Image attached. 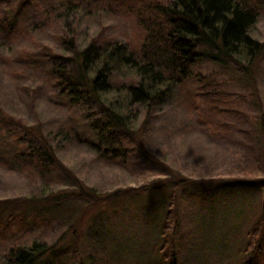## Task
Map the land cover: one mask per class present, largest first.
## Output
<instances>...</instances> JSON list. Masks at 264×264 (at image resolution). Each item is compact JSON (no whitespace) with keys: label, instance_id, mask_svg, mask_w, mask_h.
Wrapping results in <instances>:
<instances>
[{"label":"trees","instance_id":"1","mask_svg":"<svg viewBox=\"0 0 264 264\" xmlns=\"http://www.w3.org/2000/svg\"><path fill=\"white\" fill-rule=\"evenodd\" d=\"M4 1L0 0V5ZM22 1L8 0L0 13V60L15 46L13 59L21 67L15 72L17 101L9 102L8 93L0 92V129L12 143V149L0 158L6 171L29 173L33 180L38 175L36 180L43 177L48 185L63 183L60 168L67 174L70 169L59 158L57 147L65 132L77 138L79 132L93 136V142L86 141L103 166L121 167L145 180L171 174L166 163V170L161 171L138 165L144 149L139 137L156 132L166 107L179 94L195 116L197 133L189 136L191 132H181L187 135L186 149L175 155L202 163L230 162L237 174L255 178L264 187L261 133L243 127L263 125V133V110L261 116L251 119L255 112L248 96L238 94L230 79L204 74L200 66L212 62L238 72L243 80H253L250 68L257 58L264 68V42L257 32L264 20V0H128L124 7L133 4L137 27L134 44L107 37L104 26L83 36L85 7L72 0L46 13L47 29L32 41L33 36L16 25V10ZM202 49L209 55H201ZM38 71L45 72L48 106L42 103L39 85L25 76ZM251 87L256 101H261L260 82ZM246 106L250 108L244 109ZM52 108L66 110L77 123L57 128L51 123ZM119 195L115 192L108 200ZM73 196L92 202L99 198L82 187ZM49 199L47 203L53 201ZM170 202L161 252L165 251L164 264H177L172 234H167L177 222L174 196ZM12 203L0 200L2 220L7 223L0 225V235L27 228L26 212H8ZM263 227L264 208L249 234L260 235ZM40 234L33 245H12L1 255L0 264H37L50 251L42 243L48 233ZM252 246L249 244V249ZM256 258L248 257L244 263L255 264Z\"/></svg>","mask_w":264,"mask_h":264},{"label":"rangeland","instance_id":"2","mask_svg":"<svg viewBox=\"0 0 264 264\" xmlns=\"http://www.w3.org/2000/svg\"><path fill=\"white\" fill-rule=\"evenodd\" d=\"M7 1L0 5V13ZM64 1L69 0H23L16 10L17 27L36 41L47 29L44 25L46 13ZM127 1L72 0L85 7L87 18H81L82 35H92L104 26L107 37L136 43L133 4L126 8ZM257 32L264 42V20ZM15 50V46L11 47L10 54L0 60V92L8 93L9 102L17 101L15 72L21 70L20 63L13 59ZM200 52L209 55L205 49ZM200 66L204 74L230 79L238 94L248 96L255 112L251 119L261 116L260 110L264 112V68L260 58L250 68L254 81L243 80L238 72L212 62L204 61ZM25 76L32 77L39 85L42 103L48 106L45 72ZM255 81L260 82L261 101H256L250 92ZM166 109L167 113L156 124V132L149 131L148 136L139 137L144 149H141L138 165L161 171L166 170L163 165L166 163L171 171L168 175L145 180L121 167L103 166L86 141L93 142V136L79 132V138L65 132L61 146L57 147L59 158L71 174L60 168L64 175L61 184L48 185L43 177L36 180L38 175L33 180L29 173L6 171L0 160V200L13 201L9 213L22 210L28 217L25 230L4 231L0 235V257L12 245H33L41 238L40 233L46 232L47 241L42 243H46L50 251L37 264H164L165 251L161 249L165 240L161 235L174 196L177 222L167 234H172L177 264H245L244 259L248 257H258L254 263L264 264V227L260 235L252 237L249 234L264 208V187L255 178L237 174L230 162L220 160L215 164L178 158L175 154L186 149L187 142V135L181 132H191L189 136L197 133L195 116L182 103L179 94ZM52 110L51 123L57 128L65 129L70 122L77 123L66 110ZM185 121L186 126L183 125ZM243 127L261 133L264 155L263 125L254 123L252 128ZM236 138L242 140L243 137L236 135ZM205 144L211 145V142L205 141ZM11 146L9 136L0 129V158L12 149ZM81 187L100 199L92 202L74 197ZM115 192L120 195L108 200ZM48 198L53 201L47 203ZM38 200L43 202L38 203ZM3 211L0 206L2 227L7 224L2 220ZM249 244H253L250 249Z\"/></svg>","mask_w":264,"mask_h":264}]
</instances>
